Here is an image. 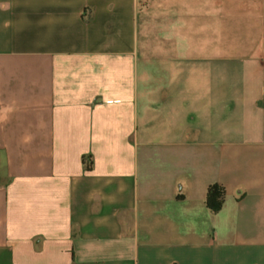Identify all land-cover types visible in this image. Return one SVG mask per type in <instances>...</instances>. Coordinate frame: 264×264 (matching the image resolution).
Returning <instances> with one entry per match:
<instances>
[{"label":"crops","instance_id":"1","mask_svg":"<svg viewBox=\"0 0 264 264\" xmlns=\"http://www.w3.org/2000/svg\"><path fill=\"white\" fill-rule=\"evenodd\" d=\"M0 264H264V0H0Z\"/></svg>","mask_w":264,"mask_h":264},{"label":"trees","instance_id":"2","mask_svg":"<svg viewBox=\"0 0 264 264\" xmlns=\"http://www.w3.org/2000/svg\"><path fill=\"white\" fill-rule=\"evenodd\" d=\"M222 195H223V192H221L217 186H212L209 189L207 200H208V203L211 204L215 210H219L222 206ZM215 198H216V202L214 201Z\"/></svg>","mask_w":264,"mask_h":264}]
</instances>
